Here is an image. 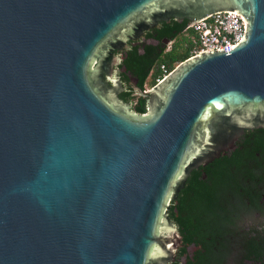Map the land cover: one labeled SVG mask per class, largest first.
Returning <instances> with one entry per match:
<instances>
[{
  "label": "water",
  "instance_id": "obj_1",
  "mask_svg": "<svg viewBox=\"0 0 264 264\" xmlns=\"http://www.w3.org/2000/svg\"><path fill=\"white\" fill-rule=\"evenodd\" d=\"M0 264H264V0H0Z\"/></svg>",
  "mask_w": 264,
  "mask_h": 264
},
{
  "label": "built area",
  "instance_id": "obj_2",
  "mask_svg": "<svg viewBox=\"0 0 264 264\" xmlns=\"http://www.w3.org/2000/svg\"><path fill=\"white\" fill-rule=\"evenodd\" d=\"M185 33L191 42L192 58L207 51H229L242 40L246 26L244 19L237 14L217 12L187 26ZM161 71L162 77L157 80V84L172 72L164 66Z\"/></svg>",
  "mask_w": 264,
  "mask_h": 264
},
{
  "label": "trees",
  "instance_id": "obj_3",
  "mask_svg": "<svg viewBox=\"0 0 264 264\" xmlns=\"http://www.w3.org/2000/svg\"><path fill=\"white\" fill-rule=\"evenodd\" d=\"M185 29L174 35L170 40H173V44L169 50L166 51L165 46L154 59L151 64L144 80L142 81V91H144V85L149 84V87H153L157 84V80L162 77L161 67L164 66L168 71H172L179 63L190 58L191 42L185 33ZM183 37L182 41L176 39Z\"/></svg>",
  "mask_w": 264,
  "mask_h": 264
},
{
  "label": "rangeland",
  "instance_id": "obj_4",
  "mask_svg": "<svg viewBox=\"0 0 264 264\" xmlns=\"http://www.w3.org/2000/svg\"><path fill=\"white\" fill-rule=\"evenodd\" d=\"M182 39H183V37L181 36V37H179L178 39H176L174 42H176L177 40H181V41H182ZM172 44H173V42H172V43H167V44L165 45L166 51L169 50V48L172 46ZM148 90H150V87H149V84L146 83V84L144 85V91L146 92V91H148Z\"/></svg>",
  "mask_w": 264,
  "mask_h": 264
},
{
  "label": "flooded vegetation",
  "instance_id": "obj_5",
  "mask_svg": "<svg viewBox=\"0 0 264 264\" xmlns=\"http://www.w3.org/2000/svg\"><path fill=\"white\" fill-rule=\"evenodd\" d=\"M173 42V40H170L168 43H172Z\"/></svg>",
  "mask_w": 264,
  "mask_h": 264
}]
</instances>
